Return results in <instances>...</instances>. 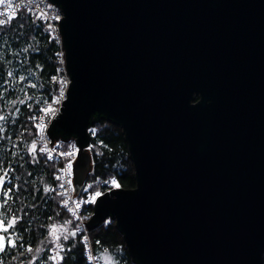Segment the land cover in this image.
<instances>
[{
	"label": "water",
	"instance_id": "water-1",
	"mask_svg": "<svg viewBox=\"0 0 264 264\" xmlns=\"http://www.w3.org/2000/svg\"><path fill=\"white\" fill-rule=\"evenodd\" d=\"M47 1L69 78L47 128L75 143L74 193L99 119L134 170L87 229L113 220L135 264H264V0Z\"/></svg>",
	"mask_w": 264,
	"mask_h": 264
},
{
	"label": "trees",
	"instance_id": "trees-1",
	"mask_svg": "<svg viewBox=\"0 0 264 264\" xmlns=\"http://www.w3.org/2000/svg\"><path fill=\"white\" fill-rule=\"evenodd\" d=\"M60 50L55 38L46 33L43 22L31 17L23 6L17 9L14 19L0 25V116L6 118L0 120L3 128L0 132V176L7 171L4 187L12 188L8 197H3L0 191V205L4 199L8 200L6 207H0V212L7 211L9 219L13 215L22 218L15 229L9 230V235L13 231L22 235V240L18 241L17 247H8L0 253L3 264L55 263L48 259L57 248L50 232L51 226L59 224L67 228V232L60 234L59 243L64 245L62 255L65 256L62 263L90 264L78 236L63 240V235L73 232L74 221L69 211L59 205L60 196L55 190L61 161L48 160L40 150L33 121V116L48 105L53 109L58 105L60 84L52 77H66L58 60ZM8 72L13 75L8 76ZM21 76L25 79L20 80ZM89 133L87 151L91 157V170L84 185H91L93 190H105L103 182L114 178L121 188H133V165L120 127L112 121L99 119L89 128ZM33 142L36 143L34 153L31 151ZM56 143L63 152L75 148L73 140ZM45 188L51 190L45 192ZM88 208L92 214L93 205ZM106 219L107 222L104 220L88 231L94 252L101 260L100 254L105 249L116 250L117 264H134L114 221ZM28 247L33 251H27ZM37 248L41 251L36 252Z\"/></svg>",
	"mask_w": 264,
	"mask_h": 264
},
{
	"label": "built area",
	"instance_id": "built-area-1",
	"mask_svg": "<svg viewBox=\"0 0 264 264\" xmlns=\"http://www.w3.org/2000/svg\"><path fill=\"white\" fill-rule=\"evenodd\" d=\"M17 4H19L20 7L21 6L25 7L31 17L43 22L46 33L52 38H55L56 42L61 46V38L59 36V21L62 17V14L59 11L52 8L49 5L47 0H13L14 8H15V5ZM19 8H16L15 11H17V9ZM3 11H4V6L0 5V12H3ZM41 13L44 14L43 17L38 18L40 17ZM6 15L0 18L6 19ZM57 16H59L60 19L57 20L55 18ZM49 25H51V28H49ZM58 60L61 62L62 66L64 67V53H63L62 47L59 52ZM65 80L68 82L67 83V86H68L69 78L66 76ZM41 116L44 117V120H40ZM53 116L54 115L52 114L46 115L45 113H42V112L35 114L33 116L35 117L33 121L36 124V127L38 124L45 125L43 129H40L37 127V139H38L39 147L40 149L46 147L48 151L52 153V158L49 159L48 152H43L48 160L57 159L61 161V164L56 173V176L61 177V179H57V186L55 188L57 194L60 196L59 205L61 207L66 208L69 211V208L75 207V202H81V207L77 209L75 213H73L72 211H69V214L72 220L74 221L73 231H76L77 233L76 236H78L79 240L84 244L85 256H86L87 262L90 264H102L99 256L94 252L92 248L89 233H88V230L86 229V224L84 223V221L89 217V215H91L90 214L91 211L89 210L88 207L90 205L92 206L93 202H89V203L83 202V201H88L90 197L95 194V192L97 191L102 192V189L93 190L89 188V184H87V185H83L82 189L80 190L79 192L81 193L80 197L77 196L79 193L78 194L74 193L73 184H72L73 182V162H74V159L77 153V148L75 146L74 149H71L70 151H66V152H73L74 153L73 156H63L61 155V153H64V152L59 149L58 144L56 142L54 144L50 143V136H49L47 127L51 123ZM70 161L72 163V167L69 169L67 166ZM112 179L103 182V187H105V189L110 190L114 188L112 187L110 183ZM61 184L64 185L63 188L60 187ZM61 193H63V195H61ZM64 200L69 201L68 207H65L63 203ZM105 221L107 222L108 219H105ZM84 236H87L88 238L86 243L83 240Z\"/></svg>",
	"mask_w": 264,
	"mask_h": 264
},
{
	"label": "snow or ice",
	"instance_id": "snow-or-ice-1",
	"mask_svg": "<svg viewBox=\"0 0 264 264\" xmlns=\"http://www.w3.org/2000/svg\"><path fill=\"white\" fill-rule=\"evenodd\" d=\"M0 5L4 6V11L0 12V17H4L7 14L6 15V19L5 18H0V25H4L5 23L10 22L12 19L15 18V16H16L15 9L19 8L20 5L17 4V5H15V8H14L13 0H0ZM43 15L44 14L41 13L40 17H38V18H42ZM55 18L57 20L60 19L59 16H57ZM49 28H51V25H49ZM12 75H13L12 72H8V76H12ZM24 79H25V77H23V76L20 77V80H24ZM52 80L54 82H58L60 84V94L59 95L62 98L64 96V89L66 88L68 82L66 80H63V79L55 77V76L52 77ZM32 87H35V85H32ZM56 102L58 103L59 101L57 100ZM21 103H24V101H21ZM17 111H19V109H17ZM43 111H44V113L46 115L47 114L55 115V112H56V110L53 109L51 105H48L46 108L43 109ZM4 119H6L4 116H0V120H4ZM33 119H35V117H33ZM40 120H44V117L41 116ZM37 127L40 128V129H43L45 127V125L38 124ZM2 131H3V128L0 127V132H2ZM35 149H36V143L33 142V144L31 145V151H33V153H34ZM40 150L42 152H48V158L49 159L52 158V153L49 152L46 147L42 148ZM61 155H63V156H73L74 153L73 152H64V153H61ZM34 159H35V157H34ZM67 167L69 169L72 167L71 161L69 162ZM7 176H8L7 171L4 172V175L0 176V191H2L3 197H8L9 194L12 192V188L11 187H8L6 189L4 187ZM57 179H61V177L58 176ZM110 183H111L112 187H114V188H119L121 186L115 179H112L110 181ZM60 187L63 188L64 185L61 184ZM90 187H91V185H89V188ZM50 190L51 189H49V188H45L44 189L45 192L50 191ZM102 194L103 193L97 191V192H95V194L93 196L90 197V199L88 201H83V202L84 203L95 202L96 198L100 197ZM61 195H63V193H61ZM7 203H8V200L4 199L3 205H0V207H6ZM63 203H64L65 207H68V205H69V201L68 200H64ZM80 207H81V202H75V207L74 208H69V211H72L73 213H75V211L77 209H79ZM21 219H22L21 217H17L15 215H13L11 217V219H9L8 216H7V211L0 212V253L5 252L8 247H12V248L17 247L18 246V241L22 240V235H16L15 231H13L11 233V235H9V230L10 229H15L18 221H20ZM60 231L67 232V228L64 225H60L59 227H57L56 225L51 226L50 235L57 242V248L53 250L55 252V254L52 255V256H49L48 259L53 261V262H55V264H61V262H63L65 260V256L62 255V253L64 252V245L59 243L60 236L57 235V232H60ZM76 234H77L76 231H73V232H71L69 234H65V235H63V240L67 241V240H69L70 236L75 237ZM12 235H16V238L13 239ZM87 239H88L87 236L83 237V240L85 241V243L87 242ZM26 250L29 251V252L33 251V249L31 247H28ZM35 251L36 252H40L41 249L37 248V249H35ZM70 251H71V249H69V252ZM22 254L23 253H21V255ZM90 258H92V257H90ZM13 259H15V257H13ZM0 264H3L2 260H0Z\"/></svg>",
	"mask_w": 264,
	"mask_h": 264
},
{
	"label": "rangeland",
	"instance_id": "rangeland-1",
	"mask_svg": "<svg viewBox=\"0 0 264 264\" xmlns=\"http://www.w3.org/2000/svg\"><path fill=\"white\" fill-rule=\"evenodd\" d=\"M66 78V77H65ZM65 78H63V80H65ZM66 90H67V88H65L64 89V95H65V93H66ZM58 92H59V94H60V85H59V89H58ZM63 98V97H62ZM60 96H59V99H58V105H57V107L56 108H54L55 110H56V112H55V115H56V113L58 112V106H59V103H60V101H61V99H62ZM42 113H44V111H42ZM55 115L53 116V118L55 117ZM52 121V120H51ZM104 191H107V189H105V190H102V192H104ZM101 192V193H102ZM0 194H1V192H0ZM94 203V202H93ZM90 214H91V212H90ZM90 216V215H89ZM60 226V224L57 226V227H59ZM86 229H87V225H86ZM88 230V229H87ZM89 231V230H88ZM63 234V231H60V232H57V235L58 236H60V234ZM52 237V236H51ZM53 238V237H52ZM54 239V238H53ZM100 256H101V260H102V264H117V252H116V250H115V252H113V251H110V250H104L101 254H100ZM132 263H134L133 261H131ZM135 264V263H134Z\"/></svg>",
	"mask_w": 264,
	"mask_h": 264
}]
</instances>
